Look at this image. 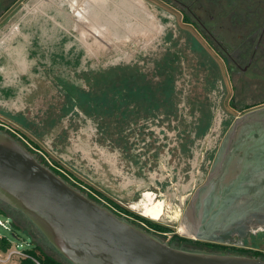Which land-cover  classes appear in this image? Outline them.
Here are the masks:
<instances>
[{
  "label": "rangeland",
  "instance_id": "rangeland-1",
  "mask_svg": "<svg viewBox=\"0 0 264 264\" xmlns=\"http://www.w3.org/2000/svg\"><path fill=\"white\" fill-rule=\"evenodd\" d=\"M88 1L91 16L107 30L103 42L94 36L86 17L76 16L69 0H0V12L13 5L8 29L6 22L1 23L0 55H7L3 71L16 90L14 105L0 102V131L13 133L25 147L27 141L43 163L57 166L100 203L126 210L128 220L148 225L135 216L140 215L166 227L164 234H157L161 239L171 242L175 234L185 237L183 229L190 228L183 222L184 210L196 182L209 174L235 122L259 108L243 107L264 99L263 89L241 88L238 78L262 83L264 66L238 75L220 45L191 20L192 15L191 22L184 18L187 13L179 2L190 0H134L141 8L128 0ZM219 1L216 6L203 0L208 7L205 23L232 50L230 42L243 41L244 27L249 24L233 21L240 18L234 14L232 0ZM258 5L253 10L264 14ZM142 7L155 15L157 28L149 40L136 38L130 28L143 25L141 20L153 21ZM57 13L68 26L57 19ZM23 24L42 29L45 48L51 41L59 49L53 36L58 28L70 33L86 48L87 61L63 66L47 48L45 57L31 54L30 59L33 44ZM22 35L30 42H22ZM263 116H257L258 120L263 121ZM148 191L164 203L159 220L143 215L140 206L134 207ZM17 216L21 228L15 231L25 241L19 249L38 244L30 233L35 229L29 220ZM0 233L12 235L2 226ZM194 237L199 235L189 239ZM12 241L16 246V239ZM41 241L44 253L69 264L43 235ZM243 242L264 253L263 234L248 233ZM184 246L206 250L201 244L186 242ZM15 260L12 264H18Z\"/></svg>",
  "mask_w": 264,
  "mask_h": 264
},
{
  "label": "flooded vegetation",
  "instance_id": "flooded-vegetation-1",
  "mask_svg": "<svg viewBox=\"0 0 264 264\" xmlns=\"http://www.w3.org/2000/svg\"><path fill=\"white\" fill-rule=\"evenodd\" d=\"M69 2L78 18V14L85 11L90 12L88 0H69ZM195 2L198 3L196 6H194ZM208 2L219 6L220 1L208 0ZM232 2L231 4L236 6L233 10L234 14L240 18L233 21L249 24L244 27L247 34L243 37V41L239 43L230 42L233 46L232 50L223 45L224 41L219 38L220 35L209 29L205 23L204 16L208 11V7L203 4V0L200 2L199 0H190L179 2V4L182 10L187 13L184 16L187 22H191L189 21L190 17L191 20L196 21L206 31L207 36L214 43L220 45L229 64L237 69V74L241 76V74H245L254 67L256 70L257 67L264 66V14H258V9H255L256 13L253 10L256 4L264 8V0H246L244 3H241L243 2L241 0H232ZM250 5L251 7H249ZM207 15H209L210 20L213 19V15ZM156 28L155 20H153L151 28L147 31L151 34V37L153 36L152 31H156ZM94 36L98 40L104 41V36L101 34ZM238 80L241 88L247 86L251 91L252 89L264 90V82L247 81L243 76ZM236 84L237 81L235 82L237 87ZM254 107L259 108L246 112L244 117L238 119L236 128L228 139L222 141L210 167L209 174L200 176L202 181L196 182L195 190L184 210V222L189 225L190 229L199 230L201 235L194 238L201 241V245L206 250H212V245L208 243H217L224 246L223 252L242 251L244 252L242 254L247 255L261 252L250 249L243 242L248 233L264 235V119L263 121L258 120L259 117H257L264 115V99L253 100L249 105L243 107V110ZM144 196L143 201L150 204V200L154 195L148 191ZM0 204L6 210H10L9 217L12 219L17 220V215H22L16 212L15 209L9 208L1 202ZM114 211L122 217L128 215L125 212L126 210L123 211L125 213L116 209ZM31 225L35 231L30 233L35 237L34 239L42 243L44 241L43 239L41 241L42 234L32 223ZM152 232L164 234L165 230L152 229ZM184 236L187 238L188 235ZM170 241L168 243L174 246L186 248L184 246L186 242H184L185 244L179 243L180 241L174 240L173 237ZM261 257L263 258V256Z\"/></svg>",
  "mask_w": 264,
  "mask_h": 264
},
{
  "label": "water",
  "instance_id": "water-1",
  "mask_svg": "<svg viewBox=\"0 0 264 264\" xmlns=\"http://www.w3.org/2000/svg\"><path fill=\"white\" fill-rule=\"evenodd\" d=\"M0 202L25 216L69 264H264L261 256L168 243L92 199L5 131Z\"/></svg>",
  "mask_w": 264,
  "mask_h": 264
},
{
  "label": "trees",
  "instance_id": "trees-1",
  "mask_svg": "<svg viewBox=\"0 0 264 264\" xmlns=\"http://www.w3.org/2000/svg\"><path fill=\"white\" fill-rule=\"evenodd\" d=\"M15 0H13L14 2ZM243 2L241 3H244L246 2V0H241ZM12 2V1H11ZM8 8L10 6V4L7 5ZM6 6V7H7ZM45 18V17H44ZM57 19L60 21V22H63L64 26H68L67 24V21L66 19H64L63 16H60L58 13H57ZM49 23H51L50 21H48L47 23V28L49 29ZM38 26V25H37ZM37 26H33V27H29L28 25H25L23 24V28L27 31V33L29 34V36L31 37L32 39V50H30L29 48V53H28V57L31 59L32 58V55L31 54H41L40 57H45L47 52L49 51L51 57H54L53 59H55V61L59 60L63 66H67L68 64L72 63V64H78V63H84L87 61L88 59V56H87V51H86V48L82 45V43L77 40V38H75L74 36H72L70 33L68 32H65L63 29H60L58 28L57 30H55V34L53 35L55 37L54 40L57 41V43L59 42V49L56 50L54 48V42H51L50 41V46H46L47 49H49L48 51L46 50L45 47H43L41 44L42 43V39L40 38V34H41V30L40 27H37ZM46 33V32H45ZM59 36H58V35ZM42 35L44 36V33L42 31ZM52 36V37H53ZM50 37V38H52ZM51 40V39H50ZM29 45V44H28ZM39 56V55H38ZM62 82H65V80L61 79ZM67 83H64V85H66ZM75 85V84H73ZM21 89V87H20ZM16 90H11L10 92L13 93V96L16 94L15 93ZM18 94V93H17ZM2 128V127H1ZM13 137L17 138L16 135H14L13 133L11 134ZM18 139V138H17ZM28 147V146H27ZM29 150H31L30 148H28ZM32 151V150H31ZM33 152V151H32ZM45 161V160H43ZM46 165L50 166L57 174H59L61 177H63L64 179H66L69 183H71L72 185H74L75 187H78L79 189H81L82 191L83 188L79 187L74 181L70 180L62 171H60L58 168L56 167H52L51 165H49L46 161L44 162ZM202 181V178L200 177L198 179V183ZM88 195L100 202V200L88 193ZM102 203V202H101ZM9 207V206H8ZM11 208V207H9ZM16 212H19L17 210H15ZM10 210H6L5 208L2 207V205L0 204V213L4 214V215H7L9 216V213ZM19 214H21L19 212ZM136 218L138 219H141V220H144L147 222V226H144V225H141V223L133 220V223L149 230L152 232V229H155V230H158V231H164L166 230L167 228L164 227L163 225L157 223V222H154V221H151L145 217H142L140 215H135ZM12 226L14 228V230L16 229H20L21 226H19L18 224H16V219H13L12 221ZM20 227V228H19ZM188 229V228H186ZM186 229H183L184 233H186V235L188 234V232H191V229L186 230ZM200 233V232H199ZM15 235H16V231H15ZM201 235V234H199ZM173 239L174 240H178L180 242H187V243H193V244H202L201 241L199 240H193V239H189V238H186V237H183V236H180L178 234H175L173 236ZM210 245H212V250L210 251H219V252H223L222 249L224 248V246L222 245H219L217 243H208ZM12 245L10 239H8L7 237H2L0 238V248L3 249V250H7L8 248H10ZM226 249V248H225ZM29 252L30 255L34 256L36 259H38L40 261L41 264H65V263H62V262H59L57 261L55 258H53L52 256L44 253L42 251V247L40 246V244H36L34 246H32L31 248H29L27 250ZM235 253H244L242 251H235ZM253 255L255 256H263L264 258V253H261V252H255ZM1 264V263H0ZM21 264H36L33 260L31 259H23L21 261Z\"/></svg>",
  "mask_w": 264,
  "mask_h": 264
},
{
  "label": "bare ground",
  "instance_id": "bare-ground-1",
  "mask_svg": "<svg viewBox=\"0 0 264 264\" xmlns=\"http://www.w3.org/2000/svg\"><path fill=\"white\" fill-rule=\"evenodd\" d=\"M123 0H120V2H122ZM126 1V0H125ZM94 2V1H93ZM128 2H131L132 4H134V5H137V6H139L140 5V3H138V2H136V1H134V0H128ZM34 3H36V2H34ZM60 5V4H59ZM64 5V4H63ZM140 8H141V6H139ZM52 8V7H51ZM143 8V7H142ZM131 9V8H130ZM143 10L144 11H142V12H144L147 16H149V17H151V19L152 20H154V18H155V15L154 14H152L151 12H149V10L148 9H146L145 7L143 8ZM37 11V10H36ZM46 12V11H45ZM65 12V11H64ZM84 14H86V15H84ZM137 10L135 11V17L137 18V20H139L138 19V17H137ZM132 15H134V14H132ZM78 16L79 17H82V18H84V17H86L85 18V21L87 20L88 21V23H90V25H91V28H92V33L94 34V35H96V34H101L102 36H104V38H105V35H107V30H105V29H103V27L101 26V25H98V23H97V21H96V19L93 17V16H91V13L90 12H87V11H85L84 13H81V14H78ZM109 16V15H108ZM98 18V17H97ZM134 20V19H133ZM90 21V22H89ZM100 21V20H99ZM140 21V20H139ZM142 21V23H143V25H141V24H135V26H133V27H130L131 28V30H132V34L137 38L138 36L140 37V39L141 38H144V39H150L151 38V34H149L147 31L151 28V26H152V23H153V21H151V22H149V23H147V22H145V21H143V20H141ZM75 22V21H74ZM79 25V24H78ZM83 25V24H82ZM86 26V25H85ZM89 26V25H88ZM71 27H72V25H71ZM102 30V31H101ZM126 31V30H125ZM130 35V34H129ZM9 36V35H8ZM6 38V37H5ZM134 39V38H133ZM148 39V40H149ZM108 40V39H107ZM106 40V41H107ZM101 41V40H100ZM132 41V40H131ZM103 42V41H102ZM102 44V43H101ZM112 44V43H111ZM90 45V44H89ZM92 47V46H91ZM94 53V52H93ZM149 196H151V195H149ZM149 196H147V197H149ZM151 202H150V204H147L146 202H144V201H141L140 203H138V205H135L134 207H138V206H140L141 208H142V213H144V215L145 216H147V217H149V218H151V219H153V220H159L160 218H161V216L163 215V201H161V200H156L155 199V196H153L152 198H151V200H150ZM187 235H189V236H192V235H194V236H197V235H199V231H197V229H191V232H188V234Z\"/></svg>",
  "mask_w": 264,
  "mask_h": 264
},
{
  "label": "built area",
  "instance_id": "built-area-1",
  "mask_svg": "<svg viewBox=\"0 0 264 264\" xmlns=\"http://www.w3.org/2000/svg\"><path fill=\"white\" fill-rule=\"evenodd\" d=\"M25 142H26V144H28L27 145L28 148H30L32 150L35 149L27 141H25ZM49 165H51L52 167L58 168L57 166L53 165L52 163H50ZM0 226H2L4 229H6V230H8L9 232L12 233L11 238L8 237L7 235H4V234L0 233V238L7 237L8 239H10V241L12 243L11 247L8 248L7 250H3V249L0 248V263L1 264H12L15 259L19 260V262H18L19 264H21V261L23 259H31L36 264H41L38 259H36L34 256L30 255L29 252L27 251L30 247H27V248H25L23 250L19 249V247H23V245L25 244V241L20 239L17 234L15 235V230H14V228L12 226L11 217L7 216L6 219H3L2 213H0ZM14 239H16V241H17L16 246H14V243L12 241ZM27 245L29 246L28 242H27Z\"/></svg>",
  "mask_w": 264,
  "mask_h": 264
},
{
  "label": "crops",
  "instance_id": "crops-1",
  "mask_svg": "<svg viewBox=\"0 0 264 264\" xmlns=\"http://www.w3.org/2000/svg\"><path fill=\"white\" fill-rule=\"evenodd\" d=\"M2 4L0 5L1 8ZM12 4L11 6L6 7L4 6L3 9L0 12V25L1 23H5L6 25L4 26L5 29H8V18L10 16V10L12 8ZM2 27L0 28V37L2 36V34H4V28L3 25H1ZM13 26L10 25V29ZM3 28V29H2ZM8 31V30H5ZM6 33V32H5ZM12 33V32H11ZM11 38V36H10ZM1 42L3 43L4 41L2 40V38L0 39ZM22 42L24 43H29V39H27L26 37H24L22 35ZM6 57L7 55H0V102H4L5 104H10V105H14V97L13 93H11L10 91L14 89L15 86L12 85V80H8V75L5 74V71H3V69L6 67ZM20 85V84H18ZM16 261V260H14ZM13 261V263H14ZM19 264V263H18Z\"/></svg>",
  "mask_w": 264,
  "mask_h": 264
}]
</instances>
